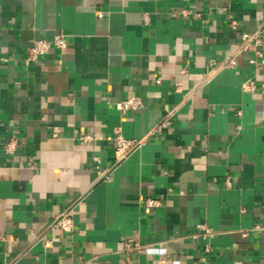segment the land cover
I'll use <instances>...</instances> for the list:
<instances>
[{
  "label": "crops",
  "instance_id": "obj_1",
  "mask_svg": "<svg viewBox=\"0 0 264 264\" xmlns=\"http://www.w3.org/2000/svg\"><path fill=\"white\" fill-rule=\"evenodd\" d=\"M0 264H264V0H0Z\"/></svg>",
  "mask_w": 264,
  "mask_h": 264
},
{
  "label": "built area",
  "instance_id": "obj_2",
  "mask_svg": "<svg viewBox=\"0 0 264 264\" xmlns=\"http://www.w3.org/2000/svg\"><path fill=\"white\" fill-rule=\"evenodd\" d=\"M233 25H236V22H233ZM242 40L246 42V45H248L251 41H254L255 43L260 42L259 34H256L255 36H252L250 34L244 33L242 36ZM67 45V39L64 34H58L55 36V38L50 40H36L34 44L28 48L26 58L29 61H36L44 54L48 53L50 49L57 48V49H63ZM235 63V57L232 56L228 59L226 62V65L232 66ZM141 102L138 100L129 97L125 100L121 101L119 106L122 111L127 110H135L141 106ZM170 125V118L169 116H166L162 119V121L156 126L155 131L156 132H162L164 129L168 128ZM56 131H59L56 129ZM141 141L138 140H129L121 135L117 136V148H116V156L119 160H122L126 158L134 149L139 147L141 145ZM15 144L14 141H11L10 146L13 147ZM105 179H109L108 174L103 175ZM143 205L146 208V210L150 211L151 209L155 208L158 205V201L154 198H146L143 201ZM54 223L56 226L61 228L65 232H71L73 230L74 222L71 216L67 212H61L55 217ZM207 235H211V230L206 231ZM131 246H139L138 243H135L132 245L130 242H126L124 245L125 249L131 248Z\"/></svg>",
  "mask_w": 264,
  "mask_h": 264
}]
</instances>
